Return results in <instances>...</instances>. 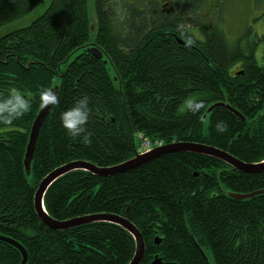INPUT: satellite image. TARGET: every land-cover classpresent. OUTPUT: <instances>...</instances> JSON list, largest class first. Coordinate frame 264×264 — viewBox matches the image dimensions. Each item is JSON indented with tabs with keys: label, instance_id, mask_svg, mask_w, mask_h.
Instances as JSON below:
<instances>
[{
	"label": "trees",
	"instance_id": "obj_1",
	"mask_svg": "<svg viewBox=\"0 0 264 264\" xmlns=\"http://www.w3.org/2000/svg\"><path fill=\"white\" fill-rule=\"evenodd\" d=\"M42 1L0 0V99L16 88L31 101L11 123L0 120V235L26 249V264H128L134 241L119 227L93 223L54 231L41 224L33 203L39 182L74 161L116 166L133 157L136 135L161 145L205 144L246 164L262 161L264 67L256 62L255 44L247 52L232 47L218 26H198L203 39H192L186 25L198 20L196 0H176V12L162 20L136 1L93 0L96 36L88 0H49L24 24ZM92 46L107 64L85 51ZM54 86L60 102L43 123L27 175L23 159L40 93ZM82 95L89 97L88 144L68 136L59 119ZM188 97L203 102L196 114L181 111ZM217 102L244 121L224 109L203 121ZM217 120L226 122V132L214 129ZM227 190H264V172L246 174L212 158L174 153L111 177L70 173L49 188L44 206L58 221L121 216L129 206L128 220L145 244L140 264L154 256L176 264H264V196L236 201ZM20 262L19 252L0 242V264Z\"/></svg>",
	"mask_w": 264,
	"mask_h": 264
},
{
	"label": "water",
	"instance_id": "obj_2",
	"mask_svg": "<svg viewBox=\"0 0 264 264\" xmlns=\"http://www.w3.org/2000/svg\"><path fill=\"white\" fill-rule=\"evenodd\" d=\"M88 7H89V18L91 20L89 29L90 32L93 34V36H96L98 22L95 15L93 0H88ZM173 37L178 45L193 50H197L192 44L184 41L183 39H180L176 36ZM85 51L87 53L92 54L97 59L102 60L104 65L109 62L108 59L105 58L103 52L95 46H92L91 48H86ZM115 80L116 78L113 77V81ZM51 89L55 91L56 94L58 93V88L56 86L52 87ZM52 107L53 105H48L47 107L40 106L37 115L31 125L28 142L26 145L24 159H23V166L25 173L27 175L30 174L32 157L39 136V132L47 116L49 115ZM216 109H224L226 111H229L233 113L239 120L244 121V118L241 116L240 113H238L235 109H233L224 102H217L210 104L207 107L202 117V120L206 121L209 114ZM174 153H189V154H196V155L212 158L228 165L231 169L246 174H260L264 172V159L257 163L246 164L237 160L236 158H234L233 156L222 150L213 148L211 146H207L205 144L194 143V142H174L171 144L161 145L151 148L150 150H147L146 152L140 154L134 152L132 158L116 166H112L108 168H98L86 161H74L65 164L63 166H60L59 168L49 173L45 178H43L39 182L33 198L34 210L36 216L41 222V224H43L46 228L54 231H66L72 228H76L86 224H93V223L96 224L105 223L119 227L124 231H126L134 241V247H135L134 255L128 264H140L145 253V244L138 230L128 220L130 214L129 206H126L122 210L121 216L113 215V214H96V215L73 218L65 221H58L52 218L46 211L44 206V199L49 188L57 180L70 173L86 172L95 177H100V178L111 177L134 170L163 155L174 154ZM224 193L226 194V196L236 201H250L256 199L257 197L264 196V190H257L255 192L248 194H237L230 190L224 191ZM0 242L6 243L14 247V249L17 250L20 254L21 257L20 264H26L28 260V254L26 249L19 242L3 235H0ZM158 243L159 241L155 239V244ZM150 264H176V263L164 262L158 256H154Z\"/></svg>",
	"mask_w": 264,
	"mask_h": 264
},
{
	"label": "rangeland",
	"instance_id": "obj_3",
	"mask_svg": "<svg viewBox=\"0 0 264 264\" xmlns=\"http://www.w3.org/2000/svg\"><path fill=\"white\" fill-rule=\"evenodd\" d=\"M126 1L128 4L136 1L144 10L145 8L147 9L148 2L155 0H145V2L144 0L143 2L142 0ZM48 3L49 0H43L35 12L25 19L26 22L24 24H29L33 19L41 15L47 8ZM215 3L217 9L212 12V22L215 25H219L218 29L225 33L232 47L236 45L247 52L255 44L256 62L259 66L264 67V39H262L264 35V16L260 17L259 15L264 8V0H215ZM115 9L116 13L114 16L116 18L119 16L117 12L120 13L121 7L116 6ZM237 69H239V65H237ZM132 144L135 149L134 152L138 154L161 146L160 143H151L140 135H136L135 142L133 137Z\"/></svg>",
	"mask_w": 264,
	"mask_h": 264
},
{
	"label": "clouds",
	"instance_id": "obj_4",
	"mask_svg": "<svg viewBox=\"0 0 264 264\" xmlns=\"http://www.w3.org/2000/svg\"><path fill=\"white\" fill-rule=\"evenodd\" d=\"M40 102L42 107H47L48 105L59 104L60 98L55 91L46 88L40 93ZM202 107L203 102L201 100L188 97L184 99L181 111L196 114ZM30 108L31 101L25 98L18 89L12 88L6 97L0 99V120L11 123L14 118L21 116ZM89 117V97L82 95L60 113L59 119L68 136L79 138L82 143L88 144L91 136L86 127ZM213 127L220 133L227 130V124L223 120H217Z\"/></svg>",
	"mask_w": 264,
	"mask_h": 264
},
{
	"label": "flooded vegetation",
	"instance_id": "obj_5",
	"mask_svg": "<svg viewBox=\"0 0 264 264\" xmlns=\"http://www.w3.org/2000/svg\"><path fill=\"white\" fill-rule=\"evenodd\" d=\"M196 1L199 5L198 20L192 24H187L186 26H190L188 27V35L193 37L192 39H197V37H199L197 41H200L203 39V35L200 33L198 26H207L208 29L211 30L213 26L219 25H215L214 22H212V12L216 11L217 9L215 0ZM176 5V0H155L153 2H148L147 8H154L153 12L155 13L156 19L162 20L163 18L171 16L176 12ZM262 16H264L263 11L260 13V17Z\"/></svg>",
	"mask_w": 264,
	"mask_h": 264
}]
</instances>
